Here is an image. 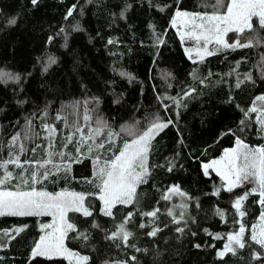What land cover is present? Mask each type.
I'll list each match as a JSON object with an SVG mask.
<instances>
[{
	"label": "trees",
	"instance_id": "16d2710c",
	"mask_svg": "<svg viewBox=\"0 0 264 264\" xmlns=\"http://www.w3.org/2000/svg\"><path fill=\"white\" fill-rule=\"evenodd\" d=\"M215 3L38 0L33 5L31 0H0V72L19 76V81L0 78V161L15 156L21 163L32 161L24 165L25 176L51 171L47 179L21 185L24 191L35 187L87 195L92 215L70 211L68 216L75 225L67 232L68 246L89 257L79 264H264V248L251 240L264 213L259 192L252 191L257 187L244 182L229 192L217 173L206 174L202 167L237 139L252 148L264 146L258 119H264V101L257 100L264 95V27L253 17V31L226 34L230 43L251 40L252 46L215 49L192 59L171 25L176 11L213 14ZM229 3L223 0L220 13ZM50 57L55 59L51 65ZM97 121L108 126L100 135L94 131ZM157 121L171 123L151 140L146 183L136 187L132 204H117L112 216L104 215L97 166L110 163L125 143ZM109 129L119 133L111 142ZM16 134L20 139L13 146ZM50 152L52 163L45 164ZM8 170L21 173L11 164ZM17 184L19 179H13L6 190L16 191ZM174 187L184 195L171 192ZM245 192L251 194L237 210L234 202ZM157 209L155 217L144 215ZM129 213L126 227L133 236L127 243L112 239ZM49 220L47 214L0 216V242L6 245L0 247V264H70L62 256H31ZM241 225L245 247L233 245L234 254L220 257L228 236ZM18 228L23 231H13ZM156 228L160 231L150 236Z\"/></svg>",
	"mask_w": 264,
	"mask_h": 264
},
{
	"label": "snow or ice",
	"instance_id": "6c2138e0",
	"mask_svg": "<svg viewBox=\"0 0 264 264\" xmlns=\"http://www.w3.org/2000/svg\"><path fill=\"white\" fill-rule=\"evenodd\" d=\"M32 4L35 5L38 0H31ZM217 11L213 14H190L184 11H177L175 16L181 18L184 23H189L194 20H200L202 23L194 25L201 30V34L206 43H211L215 39L216 44H223L225 48L235 49L237 47H250L252 46L251 40L241 44L239 40H235L234 43L228 44L223 39V35L229 31H235L239 34L244 33L246 30L253 31L251 24V18L256 17L260 27H264V0H230V4L227 5L226 11L222 14L219 9L224 7L223 0H216L213 6ZM68 15H71V10ZM123 15V13H122ZM9 23H15V20L9 21ZM176 23V19L173 20V24ZM183 38V37H182ZM51 39V38H50ZM199 39V37L197 38ZM111 43V41H109ZM162 43V41H160ZM190 51V50H189ZM208 55H212V52H207ZM202 58V57H201ZM55 63L54 58H49L48 64ZM47 68H45V71ZM7 76L9 79H15L19 81V76H11L0 72V78ZM250 79V77H249ZM239 86V83L237 84ZM188 95V93H186ZM257 100L264 101V95L257 97ZM252 112H256L255 106L251 109ZM264 115V113H262ZM62 117H57L61 119ZM85 120L89 117L85 116ZM259 119L262 125V131H264V119ZM98 127L94 130L97 135H100L104 129L108 126L104 121H97ZM168 123H171L169 121ZM168 123L153 122L146 131L141 135L133 139L130 143H125L123 150L120 151L119 155L110 162H106L104 166H97L95 170V178L99 181L97 187L101 190L100 199L104 201L103 212L106 216H112V209L117 204H132L136 199V187L140 183H146V176L148 171L146 168L147 155L150 150L151 140L154 139L155 135L161 130L168 126ZM46 128L49 126L45 125ZM49 131L51 129L49 128ZM79 131V129H77ZM130 135H134L132 129L127 130ZM119 135L114 133L110 129L108 130L109 142L113 136ZM19 134L14 135L11 138V145H16L19 141ZM88 139H93L91 136ZM71 141V137H69ZM237 148L225 150L224 157L221 160H213L211 163L204 164L203 168L207 174L208 169L212 168L217 171L225 180L228 181L227 190L231 192L233 188L240 187L245 181L252 182L253 180L257 183V188L252 189L253 192L258 191L260 200L259 203L264 206V146L252 148L247 144H244L241 140L237 139ZM103 147V144L98 145ZM20 152L23 153V144L19 145ZM242 149V151H241ZM35 151V149H33ZM91 151V148H89ZM53 153H49V159L45 161V164L52 163ZM56 155L63 156V153H56ZM99 158L97 157V160ZM79 162V161H76ZM32 161L20 162L19 156L12 157L5 161H0V216H31V215H53L59 217V225H46L45 227L53 228V232L48 233L47 236H42L40 242L35 245L31 252L33 258L36 257H48L51 259L53 256L67 255L68 257H76L77 264L80 261L86 262L89 257L79 256L77 253L69 252L64 247V236L67 231L75 230V225L68 223L66 220V214L69 211L80 212L85 217L91 216L92 213L88 207L84 206L85 197L83 194L75 193H48L43 191H37L35 187H31V190L24 191L21 189V185L35 184L38 182V177L42 176L47 179L52 173L49 169L45 168L43 172L33 171L28 173L27 176L24 173L27 171L24 165H31ZM15 165L21 169V173L17 176L13 175L12 171L8 170V165ZM44 167V165H38ZM57 171H60L59 165H53ZM65 171L70 169L68 164L64 165ZM171 170V169H169ZM13 179H19L20 184L16 185L17 190H6V185ZM171 192L177 193L181 196L184 194L179 191L178 188L174 187L170 189ZM216 194H219L217 189ZM251 193L245 192L236 198L234 207L237 210L242 208V202L247 199V196ZM169 196H165L164 199H169ZM157 211L144 213L146 216L155 217ZM240 216H244V211L239 212ZM183 213H181V216ZM132 213L128 214V217L124 222L119 225L117 231L112 233L111 238H120L124 243L128 242L129 237L133 236V233L127 230V223L131 220ZM261 224L259 226V232L253 229L251 240L259 244L264 248V213L261 214ZM179 221H177L178 223ZM98 227V225H95ZM140 227H145L141 224ZM13 231L19 233L23 231L22 228L14 229ZM160 229H153L148 234L150 236H156ZM177 231H183V229H177ZM245 228L241 225L239 232L228 236L229 243L225 245L224 250L220 251L218 255L220 257L225 256L227 253H235L236 248L245 247L243 235ZM59 233V235H57ZM4 236H10L8 230H3ZM81 236L87 237L84 233ZM14 238V237H12ZM6 246L3 242H0V247ZM199 247V245H197ZM139 251V249H137ZM259 258V253L256 254ZM135 259V257H133Z\"/></svg>",
	"mask_w": 264,
	"mask_h": 264
},
{
	"label": "rangeland",
	"instance_id": "374dc122",
	"mask_svg": "<svg viewBox=\"0 0 264 264\" xmlns=\"http://www.w3.org/2000/svg\"><path fill=\"white\" fill-rule=\"evenodd\" d=\"M230 4V3H229ZM180 11V10H179ZM177 12V11H176ZM175 12V14H176ZM186 12V11H184ZM190 14H197V13H192V12H188ZM173 16L172 18V21H171V25L172 27L176 30L177 34L179 35V37L182 39V41L184 42V45H185V50H186V53L189 57H191L192 59H199L205 55H207V52H212L214 51L215 49H226L223 44H216L215 42V39H213V41L211 43H206L202 34H201V30L197 27H194V25H198L200 23H202V21L200 20H194V21H191L189 23H184V21L181 19V18H177L176 16ZM199 14H205V13H199ZM222 14V13H221ZM211 15V14H209ZM253 18V17H252ZM176 19V23L173 24V20ZM227 34V33H226ZM226 34L223 35V39L225 40L226 43L228 44H232L230 42L227 41V38H226ZM183 37V38H182ZM199 37V39H197ZM186 43V44H185ZM190 50V51H189ZM141 135V134H140ZM138 137V136H137ZM133 140V139H132ZM132 140H130L128 143H130ZM243 142V141H242ZM244 143V142H243ZM246 144V143H244ZM250 147V146H249ZM234 148H237V143L231 147V148H227L225 150H229V149H234ZM256 148V147H254ZM225 150L223 151V153L216 157V158H213L211 159L210 161L208 162H205L202 164V167L204 164H208V163H211V161L213 160H221L223 157H224V154H225ZM242 151V149H241ZM204 169V168H203ZM205 171V170H204ZM209 171H214L215 173H217V171L215 169H212V168H209L208 169V172ZM207 172V173H208ZM218 174V173H217ZM219 175V174H218ZM221 177V179L223 180L224 182V185L225 187L227 188L228 186V181L225 180L221 175H219ZM247 183H252L253 186H256L257 187V183L253 180L252 182H248V181H245ZM244 183V182H243ZM44 192V191H43ZM61 192H67V193H75V194H83L84 197H85V200H84V206L85 207H88L89 211H90V208L88 206V203H87V195L84 194V193H80V192H75V191H59V192H48V193H53V194H56V193H61ZM102 193L99 194V199H100V196H101ZM100 203H101V210L103 211V208H104V201L100 199ZM70 212V211H69ZM69 212H67L66 214V220L68 223H71L70 219H69ZM48 215V214H47ZM50 216V220L45 223L43 225V231H42V234L40 235V238L42 236H47L48 233H51L53 232V228H48V227H45L46 225H59V217L58 216H53V215H49ZM68 232V231H67ZM67 232L64 236V247L66 249H68L69 252H73V253H77L79 254V256H86L82 253H80L79 251L77 250H74L72 249L71 247L68 246L67 244V241H66V237H67ZM57 235H59V233H57ZM40 238L38 239L37 243L40 242ZM36 243V244H37ZM35 247V246H34ZM62 257L66 258L67 260H69L70 264H77V258L76 257H68L67 255H61ZM61 256H53V257H61ZM83 261H80L79 263H82Z\"/></svg>",
	"mask_w": 264,
	"mask_h": 264
},
{
	"label": "water",
	"instance_id": "95a60500",
	"mask_svg": "<svg viewBox=\"0 0 264 264\" xmlns=\"http://www.w3.org/2000/svg\"><path fill=\"white\" fill-rule=\"evenodd\" d=\"M72 9H73V7H71V9H70V10H72ZM51 39H52V37H51ZM51 39H50V40H51ZM50 40H49V41H50Z\"/></svg>",
	"mask_w": 264,
	"mask_h": 264
},
{
	"label": "crops",
	"instance_id": "0c3cea01",
	"mask_svg": "<svg viewBox=\"0 0 264 264\" xmlns=\"http://www.w3.org/2000/svg\"><path fill=\"white\" fill-rule=\"evenodd\" d=\"M45 192V191H44Z\"/></svg>",
	"mask_w": 264,
	"mask_h": 264
}]
</instances>
